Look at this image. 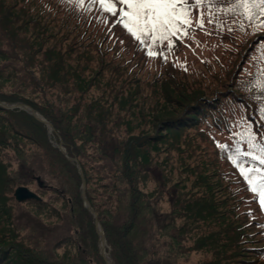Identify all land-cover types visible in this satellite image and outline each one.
I'll return each mask as SVG.
<instances>
[{
	"label": "trees",
	"instance_id": "16d2710c",
	"mask_svg": "<svg viewBox=\"0 0 264 264\" xmlns=\"http://www.w3.org/2000/svg\"><path fill=\"white\" fill-rule=\"evenodd\" d=\"M218 16L222 24L205 23L203 29H189L183 41L176 40L165 61L147 56L110 15L108 23L102 22L96 7L85 12L67 0H0V100L24 102L55 126L49 133L48 126L26 110L0 106V145L14 150L20 161L19 168L10 163L8 169L0 156V224H14L9 202L18 201L15 190L26 185L41 197L22 201H30L37 216L68 215L67 243L77 244L78 252L57 264H91L89 255L105 264L95 219L81 196L77 164L56 146L61 137L84 172L87 197L115 264H181L201 250L211 253V264H264V211L226 158L234 147H220H246V140L234 135L248 130L239 123L242 116L251 123L256 142L264 144L261 103L253 98L260 89L252 86L250 75L257 71L252 57L264 52V30L246 22L242 31L233 23V14ZM163 47L158 45L157 51ZM51 87L81 93L96 87L103 100L60 104L31 95ZM123 124L125 133L117 134L115 127ZM145 125L155 130L136 132ZM28 143L38 149H28ZM161 149L167 161L172 152L178 153L179 168L190 182L188 192L176 195L177 201L173 197V208L166 213L157 208L155 192L141 187L151 166L164 165L154 157ZM37 158L46 163L41 165L50 180L36 174ZM34 179L39 190L31 185ZM163 180L165 186L168 181ZM177 184L186 188L184 181ZM98 187L117 202L118 214L99 206L93 194ZM58 199L63 212L55 205ZM183 216L187 221L178 228L176 219ZM201 226L204 232H196ZM16 230L0 234V264H42L37 249L20 240ZM154 230L160 234L155 240L170 237L169 254L159 255L154 242L152 249L146 247ZM191 231L194 243L187 245L184 240Z\"/></svg>",
	"mask_w": 264,
	"mask_h": 264
},
{
	"label": "snow or ice",
	"instance_id": "6c2138e0",
	"mask_svg": "<svg viewBox=\"0 0 264 264\" xmlns=\"http://www.w3.org/2000/svg\"><path fill=\"white\" fill-rule=\"evenodd\" d=\"M67 2L85 12L96 7L104 17V23L109 22L110 15L114 24L120 25L138 42L139 47L146 49L147 56H160L165 61L173 53L175 41H183L190 36L189 29H203L205 23L222 24L218 16L221 12L233 14L236 17L233 23L242 31L246 22L256 31L264 30V0H87V6L85 0ZM158 45L165 47L157 51ZM252 59L257 64V71L255 74L250 73L254 77L251 84L260 89V95L253 98L261 103L259 111L261 120H264V52L254 55ZM239 123L247 124L248 130L245 134L234 135H241V139L246 140V147H220H234L226 158L239 172L247 190L253 195V201L264 211V167L244 159L251 158L264 166V144L256 142V134L251 131L252 125L245 117L242 116Z\"/></svg>",
	"mask_w": 264,
	"mask_h": 264
},
{
	"label": "rangeland",
	"instance_id": "374dc122",
	"mask_svg": "<svg viewBox=\"0 0 264 264\" xmlns=\"http://www.w3.org/2000/svg\"><path fill=\"white\" fill-rule=\"evenodd\" d=\"M31 94V93H30ZM102 91L96 87H92L89 91L85 93L81 92H67L65 89L58 88V87H51L48 89H44L43 92H37L32 93L31 95L35 97L36 100H55L57 103L65 104V100H70V102L76 101H82L87 102L90 100H103L98 98L97 96L101 95ZM108 100H112L109 98ZM126 114H122L121 117H125ZM118 116L116 115L111 125H114V122L117 121ZM135 118H133L131 121H133ZM130 121V122H131ZM137 121H133V123H136ZM110 125V126H111ZM145 128L149 131L153 132L155 129H152L148 126H142L138 127L136 132H140V129ZM126 126L123 124L120 128L115 127V132L117 134L123 135L125 133ZM49 132V131H48ZM28 149H38L36 145H32L31 143L27 144ZM91 155L95 153V148L90 146L88 147ZM0 156L3 158L7 164H9L8 169H10V163L12 165V168L17 169L20 166V161L17 158V154L14 150H11L8 148L5 149L3 145H0ZM158 154H154V157L156 160H159L161 162L162 166L158 167V165L155 163L151 168L149 169V177L148 180L145 183L141 184V187L145 190V192H155V201L157 204V208L162 212H170L173 208L172 199L173 197L175 200H178V197L176 195L178 194H186L188 192L190 187V182L186 181L187 179L184 177L186 173L182 171V167L179 168L181 164L180 156L176 152H172L170 155L169 160L166 159V152L161 149L157 150ZM37 162V171L36 174L43 175L47 180H50L51 177L47 174L46 168L41 165V163L44 165L45 162L41 161L39 158L35 160ZM101 162V161H97ZM108 163V161L106 162ZM92 164V163H90ZM166 166V169H163ZM163 178L168 181L164 186V180ZM184 181L186 183V188H181L177 184V182ZM191 181V180H190ZM95 182V181H94ZM97 182L93 184V187H97ZM175 183V187L173 185ZM33 189L39 190V186L37 185L36 180L34 179L33 183ZM95 200L100 204L99 206L101 208H110L114 213L118 214V208H117V202L115 200H110L108 198L109 192L103 191L102 188L98 187L93 192ZM9 196L12 195V193H8ZM46 197L50 198V193L46 194ZM57 204V205H56ZM55 205L58 207L60 211H62L61 205L62 200L58 199L55 201ZM9 206L14 210V224L9 223V225H2L0 224V234L2 233V230L4 229H11L14 227L17 229L18 238L25 242L27 245L36 248L37 253H39V259L42 264H57L61 263V260L71 259V256L75 255V253L78 252V245L76 246L68 244L67 238L71 234V225L69 224L67 214L63 213L62 217L57 216H49L48 213H44L42 215L37 216L36 215V209L33 204L30 203V201L26 202H18L16 200H10ZM63 212V211H62ZM118 219V218H117ZM187 221V218L185 216L178 217L176 219V225L182 226ZM75 232V230L72 228V235ZM203 233V228H201L196 231ZM193 233L195 231L189 232L185 237V243L187 245H192L194 243ZM156 236H160L159 233H157L154 230L152 238L146 239V247L149 249H152L153 242L156 244L153 250H158V254L161 256H165L170 253V242L171 239L168 236H161L159 240H155ZM91 239V235L89 232H87V238ZM82 245H84V242H80ZM60 244V245H59ZM55 249V250H53ZM100 253V248H99ZM102 257V256H101ZM87 258L91 259V264H99L96 257L89 255ZM211 253L206 252L205 250L201 251H193L191 255L188 258H183L179 262L181 264H211ZM105 263V262H104ZM106 264V263H105Z\"/></svg>",
	"mask_w": 264,
	"mask_h": 264
},
{
	"label": "water",
	"instance_id": "95a60500",
	"mask_svg": "<svg viewBox=\"0 0 264 264\" xmlns=\"http://www.w3.org/2000/svg\"><path fill=\"white\" fill-rule=\"evenodd\" d=\"M0 106L4 107V108H8V109H12V108H21L26 110L27 112H29L31 115H33L35 118H37L39 121L45 123L48 126V131L49 133H51L52 131L55 130V126L53 124V122L48 119L46 116H44L43 114H41L40 112H38L34 107L18 101V102H14V103H9L6 101H1L0 100ZM56 146L62 151L64 152L67 157L69 158V160H71L72 162L77 164V167L79 169V173L82 177V188H81V196L84 202V206L89 210V212L93 215L94 219H95V227H96V231L99 235V248H100V255L102 256V258L104 259L106 264H115V260L113 259V257L110 255V253L107 251V240H106V235L103 229V226L101 224V222L98 219V213L97 211L92 207L87 194H86V181L84 178V172L79 164L78 158L76 156H71L68 155V153L66 152V148L64 146V141L61 137H59V142L56 143ZM40 186L43 185V182L41 181V178L38 177L37 178ZM16 199L19 202L28 200V199H40L41 197L33 190H31L28 186L26 185H22L16 188L15 193H14Z\"/></svg>",
	"mask_w": 264,
	"mask_h": 264
}]
</instances>
